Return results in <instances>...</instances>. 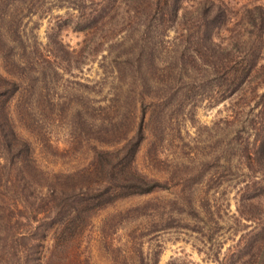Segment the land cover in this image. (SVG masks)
I'll return each instance as SVG.
<instances>
[{"label": "trees", "instance_id": "16d2710c", "mask_svg": "<svg viewBox=\"0 0 264 264\" xmlns=\"http://www.w3.org/2000/svg\"><path fill=\"white\" fill-rule=\"evenodd\" d=\"M34 1L0 0V62H4L0 63V264H67V255H71L68 264H82L80 240L97 210L119 197L170 192L177 184L179 190L169 193L170 205L181 204L196 213L192 216L201 225L195 230L211 240L215 232H209L217 224L211 211L215 205L201 202L193 193L201 179L187 172L177 183L160 182L133 167L143 129L135 124L138 108L153 98L150 74L159 80L158 72L163 83H170L169 96L183 85L194 94V83L201 81L210 84L212 102L228 101L223 123L230 128L231 159L226 179L216 159L212 179H207L214 185L208 188L220 185L233 190L238 216L251 223L242 237L251 243L256 257H264V4L189 1L188 19L179 27V39L186 47L171 50L170 64L158 69L154 54L139 43L146 42L140 31L147 29L150 17L178 23L186 15L181 13L186 0H55L56 8L72 10L65 14L75 19L74 30L91 35L88 43L94 47L86 49L89 61L103 42L114 41L115 47L99 54L101 77L89 86L92 92L106 94L101 102L107 103L100 107L105 118L98 123L111 129L105 130L104 148L92 147V159L80 168L53 171L37 160L30 141L16 131L17 119L12 116L14 101L20 118L31 117L34 99L41 95L39 85L45 93L49 87L34 51L23 41L19 23L22 7ZM10 10L18 20H13ZM120 30L137 33L124 37ZM8 32L16 45L6 43ZM120 115L128 118L129 132L134 133L127 151L118 157L112 149L126 137L107 140L115 136ZM202 206H206L201 209L204 219L197 215Z\"/></svg>", "mask_w": 264, "mask_h": 264}, {"label": "rangeland", "instance_id": "374dc122", "mask_svg": "<svg viewBox=\"0 0 264 264\" xmlns=\"http://www.w3.org/2000/svg\"><path fill=\"white\" fill-rule=\"evenodd\" d=\"M189 1L195 0L182 2L185 9L181 13L186 15L178 23L150 17L147 29H143L142 24L138 26L146 41L139 43L154 54L158 69L170 64L171 50L179 52L186 47L179 39V27L188 19ZM220 1L232 5L264 4V0ZM22 8L19 23L23 41L34 51L37 66L49 78V87L45 93L43 84L39 85L41 95L34 99L31 117L23 114L20 118L19 108L12 102L16 131L30 141L37 160L46 167L53 171L80 168L92 159V147L95 151L104 148L105 130L110 129L98 124L105 116L100 109L107 103L101 102L105 93L92 92L89 86L101 77L99 54L104 55L109 46L115 47V42L105 41L97 46L99 51L89 61L86 49L94 44L88 43L90 34L72 28L75 19L65 14L72 10L64 6L56 8L55 0H35ZM8 13L13 20H18L13 11ZM1 28L7 33L6 25ZM119 33L127 37L137 32L120 30ZM9 34L5 36L6 43L16 45ZM158 73L159 80L150 74L154 79L153 83L149 82L153 86V98L138 108L135 124L142 125L143 129L133 155V167L143 176L160 182L177 183L178 177L187 172L201 179L193 186V193L196 199L202 198L201 202L215 205L211 211L217 224L209 232L215 233L207 241L195 230L201 225L192 216L196 213L181 204L170 205L172 194L169 193L178 191V184L170 187V192L119 197L90 218L79 244L82 264H153L154 261L155 264H264V257H256L251 243L242 237L251 230V223L238 216L233 190L228 187L223 190L220 185L208 188L211 183L214 185L212 180H207L212 179L213 164L218 161L221 166L218 169L224 170L222 175L226 179V167L231 159L230 128L223 123L228 101L212 102L210 84L201 81L194 83V94L183 85L175 87L169 96L170 83H163V74ZM120 116L113 128L115 136L107 140L112 143L126 137L112 149L118 157L127 151V141L134 133L129 132L128 118ZM205 207L197 211L201 219L206 217L201 212ZM49 244L47 241L46 247ZM214 253L218 257L215 260ZM70 259L71 255H67V264Z\"/></svg>", "mask_w": 264, "mask_h": 264}]
</instances>
